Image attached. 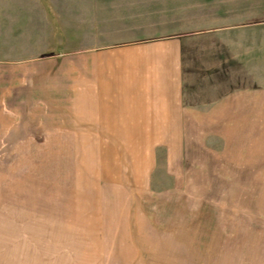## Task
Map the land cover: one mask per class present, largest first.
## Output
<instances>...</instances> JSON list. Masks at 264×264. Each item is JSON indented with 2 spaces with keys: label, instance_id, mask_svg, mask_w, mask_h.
I'll return each mask as SVG.
<instances>
[{
  "label": "rangeland",
  "instance_id": "1",
  "mask_svg": "<svg viewBox=\"0 0 264 264\" xmlns=\"http://www.w3.org/2000/svg\"><path fill=\"white\" fill-rule=\"evenodd\" d=\"M50 1L0 0V64L55 52ZM188 5L166 15L234 24L199 38V65L226 69L235 120L133 153L42 131L0 143V264H264V0Z\"/></svg>",
  "mask_w": 264,
  "mask_h": 264
},
{
  "label": "crops",
  "instance_id": "2",
  "mask_svg": "<svg viewBox=\"0 0 264 264\" xmlns=\"http://www.w3.org/2000/svg\"><path fill=\"white\" fill-rule=\"evenodd\" d=\"M174 2L51 0L41 38L55 43V52L0 64V143L42 131L85 139L91 152L133 153L155 149L157 139L197 138L203 123L230 121V112L235 120L236 87L226 69L214 79L199 65V38L234 24L202 16L174 22L166 15ZM202 2L185 0L195 8ZM142 26L166 35L146 36Z\"/></svg>",
  "mask_w": 264,
  "mask_h": 264
}]
</instances>
